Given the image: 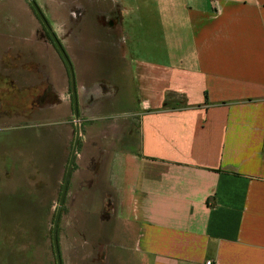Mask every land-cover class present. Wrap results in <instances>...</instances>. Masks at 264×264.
Returning a JSON list of instances; mask_svg holds the SVG:
<instances>
[{
	"label": "crops",
	"instance_id": "0c3cea01",
	"mask_svg": "<svg viewBox=\"0 0 264 264\" xmlns=\"http://www.w3.org/2000/svg\"><path fill=\"white\" fill-rule=\"evenodd\" d=\"M139 5L100 1L85 18L66 1L46 16L76 116L32 11L0 81L29 133L27 191L4 157L0 188L24 214L55 216L77 127L56 228L66 264H264V0Z\"/></svg>",
	"mask_w": 264,
	"mask_h": 264
},
{
	"label": "rangeland",
	"instance_id": "374dc122",
	"mask_svg": "<svg viewBox=\"0 0 264 264\" xmlns=\"http://www.w3.org/2000/svg\"><path fill=\"white\" fill-rule=\"evenodd\" d=\"M33 1L43 17L59 16L57 14L66 3L65 0ZM81 1L87 3L89 9L93 10H96L100 2V0ZM140 1L132 0L139 7L137 15H141L144 11L139 5ZM32 10L21 0H0V81L3 80L2 78L12 79L13 77L12 72H6L14 68L10 67L9 63L17 61L14 59L16 57H13L16 54L14 51L16 48H12V43L16 45L22 43V38L32 32L34 27ZM151 12L154 14L153 10ZM58 22L48 23L52 32L56 26H59ZM24 49L27 51L28 46ZM29 56L30 53L27 51L21 61L24 62L23 60H27ZM3 92L9 97H5L2 103L0 101V111H3V118L0 115V165L3 162L2 157L5 163L10 161L8 163L10 167L14 162L16 169L15 172L10 170V175L19 182V185H16L17 193L22 196L27 191L26 161L29 133L17 131L26 125V121L24 125L23 121L7 118V112H10L11 106L16 103L13 104V98H10L11 89L7 87ZM1 95L2 89L0 88V97ZM26 107L27 104H20V110ZM0 193L2 195L4 193L3 198L0 195V264H56L53 247L48 239V226L52 225L53 217L42 214H24V210H21L25 207L23 200L18 199L14 204L11 199V185H4L3 189L0 188ZM56 244L60 264H66L61 255L58 236H56Z\"/></svg>",
	"mask_w": 264,
	"mask_h": 264
},
{
	"label": "water",
	"instance_id": "95a60500",
	"mask_svg": "<svg viewBox=\"0 0 264 264\" xmlns=\"http://www.w3.org/2000/svg\"><path fill=\"white\" fill-rule=\"evenodd\" d=\"M28 1H29L30 5L32 6L33 10L35 11V13L37 14V16L39 17L40 21L42 22V24L46 28L47 32L49 33L52 42L54 43L56 49L60 53L63 61L65 62L66 66L68 68L69 77H70V85H71V94H72V106H73L74 115L76 116V114H75V111H76V96H75V90H74V77H73V72H72V69H71V64L69 62V59L67 58V56H66L65 52L63 51V49L61 48L56 36L52 33V31L49 28V26L47 25L45 19L42 17L40 11L38 10V8H37V6L35 4V2L33 0H28ZM78 136H79V130L76 127L74 144H73V148H72V152H71V157H70V160H69V163H68V167H67L64 183H63V186H62V191H61V195H60V199H59V206L57 208V211H56V214L54 216L53 223H52L51 237H52V247H53V251H54V255H55L56 264H60V259H59V254H58V250H57V244H56V228H57V223H58V219H59V208H60L61 203H62V198H63L65 186H66V183H67V179H68V176H69L71 162H72L73 155H74V152H75V147H76V144H77Z\"/></svg>",
	"mask_w": 264,
	"mask_h": 264
},
{
	"label": "flooded vegetation",
	"instance_id": "af4514ba",
	"mask_svg": "<svg viewBox=\"0 0 264 264\" xmlns=\"http://www.w3.org/2000/svg\"><path fill=\"white\" fill-rule=\"evenodd\" d=\"M65 1H67L69 4H73V7H71V11L74 13V15L76 14L77 16H85V18L87 17V15L89 16V17H91V16H95L96 15V10H97V7H96V10H93V9H89V5H87V3H84L83 1H81V0H65ZM101 2L103 1V2H105V3H111L113 0H100ZM28 3H29V1H28ZM92 3V2H91ZM92 5V4H91ZM29 6L31 7V9H33L32 8V6L30 5V3H29ZM33 11V13L35 14V16L37 17V19H39V17L37 16V14L35 13V11L34 10H32ZM41 13V12H40ZM109 13H104V16H107ZM42 15V14H41ZM42 17H43V15H42ZM44 19L46 18V17H43ZM39 21H40V19H39ZM45 21H46V19H45ZM41 22V21H40ZM47 23V22H46ZM47 25H48V23H47ZM50 28V27H49ZM52 31V30H51ZM41 32H42V34H43V36L44 37H46V38H48V40L50 39L51 40V38H50V35H49V33L47 32V30H46V28L44 27V25L42 24V22H41ZM54 35H55V33H54V31L52 32ZM52 41V40H51Z\"/></svg>",
	"mask_w": 264,
	"mask_h": 264
},
{
	"label": "trees",
	"instance_id": "16d2710c",
	"mask_svg": "<svg viewBox=\"0 0 264 264\" xmlns=\"http://www.w3.org/2000/svg\"><path fill=\"white\" fill-rule=\"evenodd\" d=\"M49 41H50L51 43H53L50 39H49ZM53 219H54V216H53ZM52 223H53V221H52ZM51 231H52V229H51Z\"/></svg>",
	"mask_w": 264,
	"mask_h": 264
},
{
	"label": "built area",
	"instance_id": "2783aa9c",
	"mask_svg": "<svg viewBox=\"0 0 264 264\" xmlns=\"http://www.w3.org/2000/svg\"><path fill=\"white\" fill-rule=\"evenodd\" d=\"M211 1H214V0H211ZM206 264H210V262H206Z\"/></svg>",
	"mask_w": 264,
	"mask_h": 264
}]
</instances>
